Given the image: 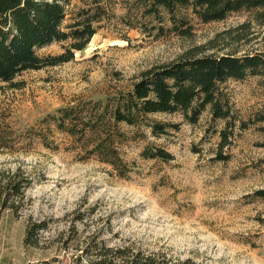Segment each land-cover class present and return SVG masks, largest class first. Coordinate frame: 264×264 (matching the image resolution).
I'll use <instances>...</instances> for the list:
<instances>
[{
    "label": "rangeland",
    "instance_id": "374dc122",
    "mask_svg": "<svg viewBox=\"0 0 264 264\" xmlns=\"http://www.w3.org/2000/svg\"><path fill=\"white\" fill-rule=\"evenodd\" d=\"M68 2L65 27L94 4ZM113 10L74 59L0 81V168L20 167L33 177L24 206L2 213L0 264H70L95 232L109 247L177 264H264V200L253 195L264 189V73L220 84L231 118L214 119L208 105L196 124L171 112L146 114L138 125L120 123L124 176L90 157L78 136L40 121L61 106L129 88L183 56L264 52V22L255 10L203 22L182 8L191 32L154 37L130 29L119 16L123 10ZM71 43L53 42L37 53L57 55ZM155 120L179 128L155 135ZM222 132L228 133L224 145ZM145 148L172 157L147 158ZM41 221L47 227L26 243L28 226Z\"/></svg>",
    "mask_w": 264,
    "mask_h": 264
},
{
    "label": "trees",
    "instance_id": "16d2710c",
    "mask_svg": "<svg viewBox=\"0 0 264 264\" xmlns=\"http://www.w3.org/2000/svg\"><path fill=\"white\" fill-rule=\"evenodd\" d=\"M88 10L79 13L80 19L64 26L69 14L68 0H0V81L12 83L21 72L74 59L75 49H84L96 33V23L114 8L130 29H139L154 37L166 36L170 31L189 34L193 24L181 15L182 8L192 9L203 22L224 20L233 12L255 10L264 22V0H93ZM93 11V14L91 13ZM84 15V17H83ZM169 22L170 25L167 24ZM100 27V26H99ZM58 41H72L57 55L40 56L37 51ZM264 73V52L224 55H194L152 69L129 88L117 89L104 98L61 106L42 118L60 131L78 136L89 156L98 157L114 165L124 176V158L117 144L124 132L119 124L138 125L142 116L153 112L181 113L191 124L199 122L208 105L212 116L231 118L229 100L222 97L221 85L230 80H244L247 76ZM224 95V94H223ZM179 128V123L154 121L151 133L161 135L167 128ZM226 144L228 133L222 132ZM147 158L170 160L172 153L163 148H145ZM223 158H225L223 156ZM33 177L20 167L14 171L0 168V220L2 213L16 214L24 206L26 191ZM264 200V189L253 192ZM47 227L46 222H32L28 226L26 243ZM98 232L84 240L83 252L72 257L70 264H177L156 254L133 251L130 247H112L99 241Z\"/></svg>",
    "mask_w": 264,
    "mask_h": 264
}]
</instances>
